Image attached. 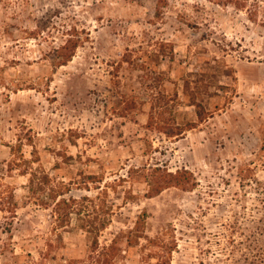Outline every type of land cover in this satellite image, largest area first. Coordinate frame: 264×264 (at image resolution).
<instances>
[{"label":"rangeland","instance_id":"1","mask_svg":"<svg viewBox=\"0 0 264 264\" xmlns=\"http://www.w3.org/2000/svg\"><path fill=\"white\" fill-rule=\"evenodd\" d=\"M118 234L109 264H264V0H0V264Z\"/></svg>","mask_w":264,"mask_h":264},{"label":"trees","instance_id":"2","mask_svg":"<svg viewBox=\"0 0 264 264\" xmlns=\"http://www.w3.org/2000/svg\"><path fill=\"white\" fill-rule=\"evenodd\" d=\"M193 128L191 125H190V128L191 129ZM179 132L177 133V135L181 134V129H177ZM11 151H12V148H10ZM13 152H14V149H13ZM32 155V154H31ZM32 161L30 159H25L23 156H20L19 157V163L16 162L15 159H13L12 161L9 162V167L12 166V165H16V164H20L19 166H22V167H26V173H30V179H29V183H30V187H32L34 185V179H37V175L36 173H38L39 171L37 169L33 170L32 168H29L31 165H32ZM29 171V172H28ZM42 173H44L42 171ZM187 173H176L175 175H171V174H167L165 177L167 179H170L171 181L172 180H175L176 182H179L181 179H189L186 175ZM40 179V180H39ZM39 182L41 181V185L43 186H48L51 184V181L48 177V175H45V174H42L40 178H38ZM186 181V180H185ZM189 181V180H188ZM164 182V181H163ZM155 183V185H159L161 184L162 182L161 181H158V182H153ZM165 183V182H164ZM59 186H63V183L60 182V183H57ZM39 188V187H38ZM41 188V187H40ZM56 188V186H55ZM40 190V189H39ZM164 190V189H163ZM50 191V190H49ZM51 192V191H50ZM53 192V191H52ZM56 197L55 196H52V199L54 200ZM2 201V199H1ZM70 201L69 200H66V199H62V200H58L56 203H55V207H56V210L59 208L60 210H62V212H65L67 211L68 207H69V203ZM70 214V213H69ZM63 213L60 214V216H62ZM63 217V216H62ZM60 217V218H62ZM69 218L67 219H60L61 222H67ZM83 219L82 218H78L77 221H82ZM81 223V222H79ZM86 224L84 225H79L81 226V228H84L85 230V233L86 234H89L92 235L93 234V229H91V225H92V221H85ZM103 225V223H102ZM83 226V227H82ZM140 230V221L135 223L134 225V228L130 231L127 232L126 234V238H127V244H132L133 242V237H136V234L139 232ZM123 235V234H122ZM118 238H116V240L112 243L113 246H110L108 249H105L103 250V252L100 254V256L103 258L102 260V264H109L110 262L112 263V260L114 257L116 256H121L120 255V250L116 247L117 246V242L119 240V238H121L120 234L117 235ZM130 246V245H128ZM126 253V252H125ZM70 254L67 258H60V261H63L64 264H78V263H82L81 260H79L77 258V255L81 254L80 252L78 251H70ZM75 254V255H74ZM129 254H130V251H129ZM99 256V257H100ZM97 257V260H94V263L93 264H98L99 262H101V260H98ZM109 257V260H107V258ZM88 259H92V257H88ZM110 261V262H109Z\"/></svg>","mask_w":264,"mask_h":264}]
</instances>
